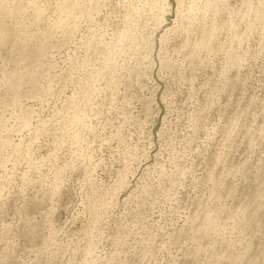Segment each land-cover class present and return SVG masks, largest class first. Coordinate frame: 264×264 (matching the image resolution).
I'll return each mask as SVG.
<instances>
[{
    "label": "rangeland",
    "instance_id": "374dc122",
    "mask_svg": "<svg viewBox=\"0 0 264 264\" xmlns=\"http://www.w3.org/2000/svg\"><path fill=\"white\" fill-rule=\"evenodd\" d=\"M0 264H264V0H0Z\"/></svg>",
    "mask_w": 264,
    "mask_h": 264
},
{
    "label": "bare ground",
    "instance_id": "6f19581e",
    "mask_svg": "<svg viewBox=\"0 0 264 264\" xmlns=\"http://www.w3.org/2000/svg\"><path fill=\"white\" fill-rule=\"evenodd\" d=\"M73 3H70L67 5V9H71L72 7H74V5H72Z\"/></svg>",
    "mask_w": 264,
    "mask_h": 264
}]
</instances>
